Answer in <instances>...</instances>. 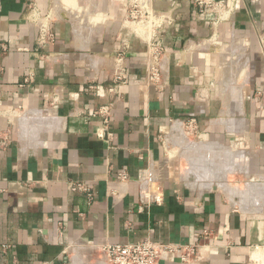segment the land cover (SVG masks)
<instances>
[{
	"label": "crops",
	"instance_id": "obj_1",
	"mask_svg": "<svg viewBox=\"0 0 264 264\" xmlns=\"http://www.w3.org/2000/svg\"><path fill=\"white\" fill-rule=\"evenodd\" d=\"M210 1H148L164 15L155 88L130 0H0V264H104L102 245L147 239L198 246L158 264H264V0ZM142 173L160 204H141Z\"/></svg>",
	"mask_w": 264,
	"mask_h": 264
},
{
	"label": "built area",
	"instance_id": "obj_2",
	"mask_svg": "<svg viewBox=\"0 0 264 264\" xmlns=\"http://www.w3.org/2000/svg\"><path fill=\"white\" fill-rule=\"evenodd\" d=\"M149 1V0H148ZM148 1L130 0L129 8L125 20L134 25V32L144 37L146 42V51L143 62L145 67V80L147 84L158 88L162 81V58L165 53V47L162 44L158 31L164 23V15L156 13L150 7ZM199 12L215 10L216 4L210 0H192ZM53 40V34L49 33L46 26H40L39 43L43 44ZM260 46L263 47L260 40ZM123 55L120 54L117 59V68L114 73L109 93H116L119 86L127 81V69L122 64ZM102 119L103 126L97 131V138L103 139L106 134V126L109 122L110 111L104 105L96 113ZM186 137H195L198 135L199 126L195 118L190 117L181 122ZM116 179L120 183L128 181V175L125 172H119ZM140 186V201L143 206L150 204H160L162 196L161 185L154 181L149 173H142L138 177ZM71 192L84 193L91 200L90 188L84 183H72L69 185ZM111 197L117 198L124 194V191H110ZM205 235L206 232L204 231ZM100 254L104 264H158L159 260L166 259L168 256L175 255L182 263H188L198 255L197 245L161 243L152 240H143L134 243L120 244L107 243L100 247Z\"/></svg>",
	"mask_w": 264,
	"mask_h": 264
},
{
	"label": "bare ground",
	"instance_id": "obj_3",
	"mask_svg": "<svg viewBox=\"0 0 264 264\" xmlns=\"http://www.w3.org/2000/svg\"><path fill=\"white\" fill-rule=\"evenodd\" d=\"M181 127L182 126L180 123H175L174 126L172 127V131L178 135V138H180L181 140H185L184 132H183V129ZM187 146H189V143L187 144ZM188 148H190V147H188Z\"/></svg>",
	"mask_w": 264,
	"mask_h": 264
},
{
	"label": "rangeland",
	"instance_id": "obj_4",
	"mask_svg": "<svg viewBox=\"0 0 264 264\" xmlns=\"http://www.w3.org/2000/svg\"><path fill=\"white\" fill-rule=\"evenodd\" d=\"M140 1H148V0H140ZM74 8H75V7H74ZM130 24H131V23H130ZM131 27L134 29L135 26L131 24ZM181 128L183 129V127H181ZM183 132H184V137H186L184 129H183ZM186 138H187V137H186ZM190 139H191V141H193L192 139H194V138L191 137ZM168 144H169V143H168ZM168 146H169V145H168ZM208 167H209V168H212L211 166H208Z\"/></svg>",
	"mask_w": 264,
	"mask_h": 264
}]
</instances>
